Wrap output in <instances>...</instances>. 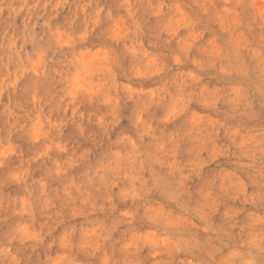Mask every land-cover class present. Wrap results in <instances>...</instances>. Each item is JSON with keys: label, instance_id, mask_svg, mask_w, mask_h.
<instances>
[{"label": "clouds", "instance_id": "9594fccd", "mask_svg": "<svg viewBox=\"0 0 264 264\" xmlns=\"http://www.w3.org/2000/svg\"><path fill=\"white\" fill-rule=\"evenodd\" d=\"M0 264H264V0H0Z\"/></svg>", "mask_w": 264, "mask_h": 264}, {"label": "rangeland", "instance_id": "374dc122", "mask_svg": "<svg viewBox=\"0 0 264 264\" xmlns=\"http://www.w3.org/2000/svg\"><path fill=\"white\" fill-rule=\"evenodd\" d=\"M65 11H68L67 9Z\"/></svg>", "mask_w": 264, "mask_h": 264}]
</instances>
